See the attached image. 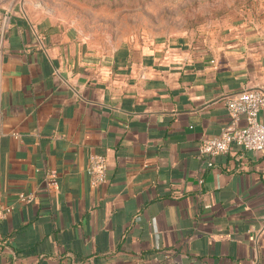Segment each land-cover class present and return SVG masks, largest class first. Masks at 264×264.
I'll use <instances>...</instances> for the list:
<instances>
[{
	"label": "crops",
	"instance_id": "obj_1",
	"mask_svg": "<svg viewBox=\"0 0 264 264\" xmlns=\"http://www.w3.org/2000/svg\"><path fill=\"white\" fill-rule=\"evenodd\" d=\"M58 10L0 0V264H264V152L199 155L264 86V0L217 36L110 49Z\"/></svg>",
	"mask_w": 264,
	"mask_h": 264
},
{
	"label": "rangeland",
	"instance_id": "obj_2",
	"mask_svg": "<svg viewBox=\"0 0 264 264\" xmlns=\"http://www.w3.org/2000/svg\"><path fill=\"white\" fill-rule=\"evenodd\" d=\"M94 45L217 36L260 0H46ZM257 9V8H256Z\"/></svg>",
	"mask_w": 264,
	"mask_h": 264
},
{
	"label": "built area",
	"instance_id": "obj_3",
	"mask_svg": "<svg viewBox=\"0 0 264 264\" xmlns=\"http://www.w3.org/2000/svg\"><path fill=\"white\" fill-rule=\"evenodd\" d=\"M226 107L230 116L229 124L218 136L204 139L199 147V155L207 157L209 166L213 165L215 156L229 151L234 143L246 150L264 152V121L260 118L261 109L264 107V86L238 90L227 97ZM107 166L105 155L94 154L90 157L86 171L92 184L98 185L107 181ZM45 184L50 193L59 191L56 171L45 173ZM33 198L31 194H19L22 202H29ZM11 209L12 206H0V220Z\"/></svg>",
	"mask_w": 264,
	"mask_h": 264
}]
</instances>
